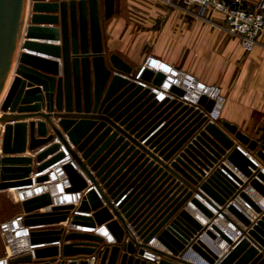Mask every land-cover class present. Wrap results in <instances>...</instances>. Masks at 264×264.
<instances>
[{"label": "water", "instance_id": "obj_1", "mask_svg": "<svg viewBox=\"0 0 264 264\" xmlns=\"http://www.w3.org/2000/svg\"><path fill=\"white\" fill-rule=\"evenodd\" d=\"M113 4L0 0V96L12 73L0 102V191L30 184L33 167L38 172L61 159L62 145L90 181L87 187L64 165L68 190L89 188L76 207L89 215L75 214L71 223L104 224L114 240L87 231L32 230L31 244L61 245L35 248L34 259L22 254L9 264H88L90 256L93 264H153L140 257L144 249L159 254V264H186L192 252L208 264H264V209L243 190L250 186L264 199V172L256 165L264 168V143L225 120L209 122L205 112L213 101L206 96L194 108L172 85V97L158 101L141 82L158 86L164 75L145 68L136 79L132 66L105 46L103 24ZM26 149L34 156L24 155ZM236 197L258 213L254 222L233 203ZM50 202L48 193L22 201L24 224L65 221L72 205L37 211ZM225 211L242 225L231 220L241 232L235 242L213 222L218 214L230 220ZM211 229L231 246L220 258ZM153 238L164 250L148 246Z\"/></svg>", "mask_w": 264, "mask_h": 264}, {"label": "crops", "instance_id": "obj_2", "mask_svg": "<svg viewBox=\"0 0 264 264\" xmlns=\"http://www.w3.org/2000/svg\"><path fill=\"white\" fill-rule=\"evenodd\" d=\"M255 1L247 0L246 5ZM194 12L195 6L182 1L172 6L159 0H114L113 12L103 24L105 46L131 65L134 72L151 55L205 83L218 84L226 97L220 119L236 125L259 144L264 143L259 137L264 132V45L246 50L237 37L223 29L220 13L197 17ZM259 40L264 41V33ZM22 52L53 60L31 51ZM11 80L12 75L3 96ZM23 154L34 156L27 149ZM14 190L4 191L15 193ZM22 212L20 205L17 214Z\"/></svg>", "mask_w": 264, "mask_h": 264}, {"label": "built area", "instance_id": "obj_3", "mask_svg": "<svg viewBox=\"0 0 264 264\" xmlns=\"http://www.w3.org/2000/svg\"><path fill=\"white\" fill-rule=\"evenodd\" d=\"M165 4L174 6L176 2L182 1L187 6H195L194 14L197 17H204L208 13L217 12L223 16L224 27L223 29L230 35L238 38L241 46L248 50L253 46L262 44L264 45V41H260L259 37L264 33V0H256L251 4V6H247V0H159ZM145 68H148L155 72H161L164 75V79L160 85H150L144 82L141 84L144 87H149L151 91L155 93V97L158 101H161L165 97H172L170 93V88L172 85H175L183 90V94L178 96V99L183 101L190 106H194V108H201L198 104V99L201 96H206L208 99L213 101V106L210 111L205 112V116L209 122H217L220 120L221 111L226 101L225 94L218 84H210L205 83L199 80L194 75L189 74L185 70L180 67L168 63L164 60H161L155 56L148 55L145 57L144 61L140 65L139 69L135 74V78L139 79V75L141 71ZM147 85V86H146ZM157 93H161L163 96L159 98ZM57 141V140H56ZM58 142V141H57ZM62 151L64 153L63 157L45 169L36 172L34 168L29 174V178L31 179V183L27 185H22L20 187H15L18 190V203L22 201L38 196L43 193H48L50 196V204L40 208L39 212H50L53 206L60 205H72L73 208L69 209L67 218L65 221L52 223V224H34V225H25L24 224V213L17 214L7 220L0 222V235L4 244V253L0 256V264H9V260L22 255V254H30L31 258L34 259L33 250L38 247L50 246V245H61L60 241H55L51 243H41V244H31L30 243V232L32 230H43L54 228H61L63 234L69 231H87L99 234L102 227L105 225H101L100 227L88 228L82 227L80 225H75L71 223L72 216L75 214L81 215H89V213H82L76 211V207L79 205L81 199L85 196L86 192L89 190L87 188L90 185V181L86 178L84 173L78 168L75 161L72 159L71 155L68 151L60 145V148L56 151ZM1 156V152H0ZM37 164V163H36ZM70 164L74 169L78 171V173L85 179L87 183V187L80 191H70L68 190L71 187L70 180L64 170V165ZM259 163H256V165ZM264 172V168L259 164L257 165ZM234 171V170H233ZM39 176H46V178L42 181H36V178ZM247 189L253 191L250 186H246L243 190L246 192ZM256 195V198L251 197L253 200L258 202L262 208L264 209V203L259 200L261 197L256 191H253ZM240 201L244 203V206L251 210L252 214H246L245 209H241L237 207L249 220L250 222H254L258 213L255 212L243 199L237 197ZM236 200V199H235ZM194 212H199L195 207H191ZM213 211V210H212ZM214 212V211H213ZM228 215L229 219H225L227 222V227L231 231V235L225 233L218 225V227L227 234L233 242L239 240L241 237V232L236 229L233 220L237 224L241 225V223L230 213L225 211ZM203 215L201 212H199ZM215 213V212H214ZM195 214V213H194ZM197 218V213L195 214ZM204 216V215H203ZM205 217V216H204ZM207 219V223L202 225H209V218ZM216 220L214 219L213 222ZM242 226V225H241ZM106 231L101 235L104 239L103 241L106 243L113 242L112 235L105 227ZM216 238L212 241L214 245L218 249V258H220L223 254H225L229 248L231 247L225 240L219 239V234L211 229ZM222 242L225 244V250H222L220 247ZM148 246L160 250H164L161 245L153 238L148 243ZM60 251V249H59ZM60 254V252H59ZM58 254V255H59ZM192 255V256H191ZM142 259L146 262H152L153 264H159L160 255L157 254L152 249H144L143 253L140 255ZM95 258L94 256H90L88 259V264H93ZM186 264H208L204 260H202L195 253H189L184 257Z\"/></svg>", "mask_w": 264, "mask_h": 264}, {"label": "bare ground", "instance_id": "obj_4", "mask_svg": "<svg viewBox=\"0 0 264 264\" xmlns=\"http://www.w3.org/2000/svg\"><path fill=\"white\" fill-rule=\"evenodd\" d=\"M29 8H28V11H27V14L29 13ZM50 42H53V43H55V44H57V42H55V41H50ZM24 50V49H23ZM22 50V51H23ZM25 51H27V50H25ZM41 55V54H40ZM43 56H45V55H43ZM46 57H48V56H46ZM53 59V58H52ZM53 60H56V59H53ZM11 75H12V73L10 74V76H9V78H8V80H7V82H6V84L8 83V81H9V79H10V77H11ZM5 87H6V85H5ZM5 87H4V89H5ZM4 89H3V92H4ZM3 92H2V94H1V96H0V102H1V100H2V98H3ZM157 95L159 96V98H162L163 96L161 95V93H157ZM244 152H245V150L244 149H242ZM26 152V151H25ZM247 155H248V153H246ZM226 164V163H225ZM257 165H259V164H257ZM226 166L228 167V168H230L229 167V165H227L226 164ZM230 170H234L233 168H230ZM238 177H240L241 179H242V181L243 180H245L244 179V177L239 173V172H237L236 170H234L233 171ZM238 184V186H240V184L239 183H237ZM11 189V191H12V189L14 190L15 188H9V189H7V190H10ZM254 191V190H253ZM253 191H251L250 189H247L246 190V193L250 196V197H253V198H256V195L254 194V192ZM14 192H15V194H16V197L19 199V197H18V190H14ZM259 200L260 201H262V204L264 203V199H262L261 197L259 198ZM203 201V200H202ZM233 203L237 206V207H240L241 209L243 208V209H245L247 212H246V214L248 215V213H249V215L250 214H252V212H251V210H249L248 211V209L249 208H247V207H245L244 206V203L242 202V201H240L237 197H236V200H234L233 201ZM209 207V206H208ZM211 210H213L214 212H217L213 207H209ZM195 214L197 213V219H198V221L200 222V223H202V224H204V223H207V219L203 216V215H201L199 212H194ZM228 216V215H227ZM215 217H216V215H215ZM215 222H214V224H216V225H218L225 233H227V234H229V235H231V231H230V229L227 227L228 225H227V222H225L224 221V218L223 217H220L219 216V214L217 215V217L215 218ZM101 231L99 232V234H104L105 233V231H106V229H105V227L103 226L102 227V229H100ZM104 232V233H103ZM225 243L224 242H222V245L220 246L221 248H222V250H225V245H224Z\"/></svg>", "mask_w": 264, "mask_h": 264}, {"label": "rangeland", "instance_id": "obj_5", "mask_svg": "<svg viewBox=\"0 0 264 264\" xmlns=\"http://www.w3.org/2000/svg\"><path fill=\"white\" fill-rule=\"evenodd\" d=\"M135 73L136 72L133 71V75H135ZM259 137L264 140V132L261 133ZM17 201L18 198L15 193L4 190L0 191V222L15 216L20 211V203ZM3 249L4 244L0 235V255L3 252Z\"/></svg>", "mask_w": 264, "mask_h": 264}]
</instances>
